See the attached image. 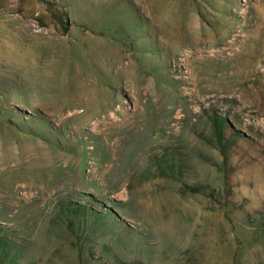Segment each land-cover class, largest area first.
Segmentation results:
<instances>
[{
	"label": "rangeland",
	"instance_id": "obj_1",
	"mask_svg": "<svg viewBox=\"0 0 264 264\" xmlns=\"http://www.w3.org/2000/svg\"><path fill=\"white\" fill-rule=\"evenodd\" d=\"M0 264H264V0H0Z\"/></svg>",
	"mask_w": 264,
	"mask_h": 264
},
{
	"label": "bare ground",
	"instance_id": "obj_2",
	"mask_svg": "<svg viewBox=\"0 0 264 264\" xmlns=\"http://www.w3.org/2000/svg\"><path fill=\"white\" fill-rule=\"evenodd\" d=\"M240 46V45H239ZM239 49V48H238ZM62 109V108H61ZM120 111V107L118 108V109H116L115 111H110V112H108V114L104 117V119H109L110 121L109 122H103V121H100L99 119V121L98 122H94L93 124H92V126L94 127V128H99V127H104V126H110V125H112L113 123H114V119H116V115H117V113ZM70 112V111H69ZM71 115V114H70ZM95 121V120H94ZM19 186H21V185H19ZM22 189H24V191H28L29 192V189H31V188H28V186L27 185H25V186H23V188Z\"/></svg>",
	"mask_w": 264,
	"mask_h": 264
},
{
	"label": "trees",
	"instance_id": "obj_3",
	"mask_svg": "<svg viewBox=\"0 0 264 264\" xmlns=\"http://www.w3.org/2000/svg\"><path fill=\"white\" fill-rule=\"evenodd\" d=\"M53 16H54V18H58V19H59V17H57V15H56V14H53Z\"/></svg>",
	"mask_w": 264,
	"mask_h": 264
}]
</instances>
